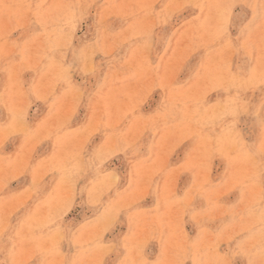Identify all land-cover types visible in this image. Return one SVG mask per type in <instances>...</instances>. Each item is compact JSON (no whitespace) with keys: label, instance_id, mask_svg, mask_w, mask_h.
Segmentation results:
<instances>
[{"label":"rangeland","instance_id":"rangeland-1","mask_svg":"<svg viewBox=\"0 0 264 264\" xmlns=\"http://www.w3.org/2000/svg\"><path fill=\"white\" fill-rule=\"evenodd\" d=\"M0 264H264V0H0Z\"/></svg>","mask_w":264,"mask_h":264}]
</instances>
